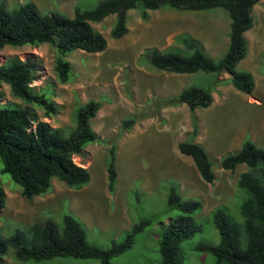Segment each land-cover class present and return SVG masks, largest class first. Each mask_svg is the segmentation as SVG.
I'll use <instances>...</instances> for the list:
<instances>
[{
    "label": "rangeland",
    "instance_id": "obj_1",
    "mask_svg": "<svg viewBox=\"0 0 264 264\" xmlns=\"http://www.w3.org/2000/svg\"><path fill=\"white\" fill-rule=\"evenodd\" d=\"M6 1L13 7L29 0ZM33 1L43 13L60 11L74 16L76 6L91 8L98 0ZM141 12V7L128 11L129 31L122 38L111 35L117 20L115 14L92 23L106 36L108 47L97 53L80 49L68 53L65 59L71 63V70L66 83L58 77L55 62L58 51L50 43L7 45L0 49V63L13 56L34 57L39 61L40 77L32 86L36 92L56 101L61 109L58 114L46 117L43 108L33 107L40 119L64 129L66 135L76 127L77 111L82 105L92 99L102 103L92 119L101 141L85 147L88 152L85 158L74 157V161L84 162L91 172L92 181L88 185L71 188L54 178L46 192L26 199L21 186L2 171L0 159V185L7 193L5 208L0 213V236H9L37 220L51 218L62 224L63 216L69 214L85 224L91 242L108 247L113 240H123L134 223L154 219V224L137 236L130 250L112 260L114 264H159L163 222L178 213L168 210V194L171 186L178 185L183 199L203 203L195 214L202 231L182 243L184 264H219L212 253L199 250L197 244L219 241L212 219L217 207L226 208L238 223L244 222L241 203L246 194L236 183L249 167L242 164L231 171L220 163L224 156L235 152L228 141L237 131L245 130L243 115L251 118V124L245 126V132L250 130V134L245 138H253L264 148V0L253 8L254 26L245 32L248 54L237 66L238 70L254 75L256 86L251 94L238 90L228 73L163 71L150 64L145 55L146 49L153 47L190 54L192 51L177 41L178 35L189 34L204 45L208 55L219 60L230 41L231 19L227 11L165 7L150 10L148 20H143ZM191 86L211 89L215 102L194 110L187 104L161 105V100L175 97ZM0 89L4 92L3 104L27 105L12 94L9 85L2 83ZM133 117L138 118L135 124L124 128V122ZM187 140L205 146L216 174L212 183L203 179L192 157L179 150V143ZM112 142L117 145L119 173L113 191L107 178ZM15 257L11 250L5 257L6 264H101L98 259L56 257L36 262Z\"/></svg>",
    "mask_w": 264,
    "mask_h": 264
},
{
    "label": "trees",
    "instance_id": "obj_2",
    "mask_svg": "<svg viewBox=\"0 0 264 264\" xmlns=\"http://www.w3.org/2000/svg\"><path fill=\"white\" fill-rule=\"evenodd\" d=\"M261 0H98L91 8L75 7L74 16L60 11L43 13L38 5L29 0L10 7L0 0V49L7 45L38 46L50 43L57 49L56 71L61 82L70 79L71 63L65 56L80 49L90 53L102 52L108 47L106 36L95 29L92 23L101 22L116 14V24L111 30L114 38L124 37L128 31V11L142 8L143 20L150 18V10L173 8L178 10L208 11L222 9L230 19L229 47L226 53L215 60L208 55L204 45L189 34L178 35L177 41L191 50L184 54L179 49L162 50L147 48L145 55L159 70L176 73L214 72L228 73L231 83L240 91L251 94L256 86L254 75L237 69L248 54L246 33L254 26L253 8ZM173 48V47H172ZM264 64V56H263ZM40 63L34 57L21 59L13 56L0 63V85L10 86L14 96L27 103L25 106L2 103L4 92L0 89V159L2 171L9 174L22 188L26 199H33L46 192L54 178L71 188H82L91 182L92 175L84 162L74 161L75 155L86 157L85 147L101 141L92 126L102 103L89 100L77 111L76 127L66 135L64 129L52 126L40 119L33 105L44 109V116L56 115L61 106L45 93L36 92L32 83L40 77ZM211 89L191 86L177 96L161 100L162 106L187 104L191 110L209 107L213 101ZM131 118L124 128L137 121ZM179 150L191 156L206 182L216 179L213 164L206 148L194 141H182ZM117 145L112 142L107 161L108 186L111 191L118 179ZM224 169L235 171L239 164L249 167L242 172L236 187L244 190L241 203L243 224L238 223L226 208L217 207L212 212L213 223L219 241H201L197 248L212 253L219 264H264V148L246 140L241 149L224 156ZM6 191L0 185V213L6 205ZM180 187L173 185L168 194V210L178 213L167 223L163 222L159 249L162 259L159 264H184L182 243L197 232L202 224L195 218L202 209L200 200H185L180 196ZM154 219H141L133 224L121 241L113 240L106 247L91 242L85 224L72 215L63 216L62 224L54 219L34 221L27 228H18L9 236H0V264L14 250L20 261L36 262L56 257L74 259H98L101 264H114L113 260L130 250L139 234L154 224ZM154 264V263H153Z\"/></svg>",
    "mask_w": 264,
    "mask_h": 264
},
{
    "label": "crops",
    "instance_id": "obj_3",
    "mask_svg": "<svg viewBox=\"0 0 264 264\" xmlns=\"http://www.w3.org/2000/svg\"><path fill=\"white\" fill-rule=\"evenodd\" d=\"M130 11V10H129ZM116 15V14H115ZM110 16V15H109ZM117 17V16H116ZM181 92V91H180ZM250 97H248V99H249ZM215 100V99H214ZM215 102V101H214ZM260 104L262 103V101L261 102H259ZM185 104V103H184ZM257 104V103H256ZM102 108V107H101ZM100 108V109H101ZM243 117L245 118V119H243L244 120V123H245V126H246V124L247 123H249V124H251V121H249V119L251 120V118L249 117H247V116H244L243 115ZM95 118V117H94ZM257 126L256 127H258V125L259 124H256ZM244 126V131H241V133H239L238 131H237V133L235 134V136L234 137H232V136H230L231 134H229V136H230V139H229V141H228V145H230V147H233V149L235 150V151H238V150H240L241 149V147H242V145H243V143L247 140L246 138H245V136H246V134H250L249 132H250V130L248 131V133H246L245 131H246V127ZM252 127V126H251ZM253 128V127H252ZM252 131V130H251ZM229 136H228V138H229ZM232 138V139H231ZM252 140H254L253 138H252ZM255 141V140H254ZM205 147V146H204ZM188 156V155H187ZM191 157V156H190ZM239 165H242V164H239ZM92 181V180H91ZM160 181V180H159Z\"/></svg>",
    "mask_w": 264,
    "mask_h": 264
}]
</instances>
